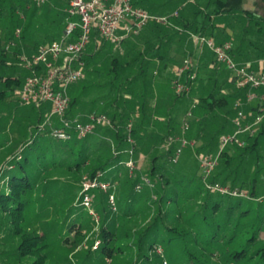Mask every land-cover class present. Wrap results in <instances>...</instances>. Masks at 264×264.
Masks as SVG:
<instances>
[{
    "label": "rangeland",
    "instance_id": "374dc122",
    "mask_svg": "<svg viewBox=\"0 0 264 264\" xmlns=\"http://www.w3.org/2000/svg\"><path fill=\"white\" fill-rule=\"evenodd\" d=\"M34 1L37 5L36 8H34L35 10L33 11L31 9V11L26 15V18L24 17L25 19L23 20L22 28H20L19 37L23 34L24 39L15 37L16 44L14 46L8 47V55L10 56V61L12 62V68L15 69V72L19 71L21 74L24 73L25 67L20 58L18 60L17 52L20 51L21 56H28V53H31V57L36 55L40 46L59 40L62 37L66 21V14L64 12L67 8L66 0ZM135 1L137 3V0H134V2ZM138 1H140V3H138L137 6L140 7V9L153 13L154 8L150 4H147L146 2L143 3L142 0ZM168 9L169 7H166L165 11L167 12ZM158 11L159 10H156V12ZM5 12L7 11L5 10ZM168 19L170 21L169 17ZM170 23H172V21H170ZM2 29L5 28L2 27ZM262 30L264 31V23L262 25ZM142 32L143 30L141 33ZM140 34L134 39L133 44H130L129 47L124 49L123 53H120L118 50L123 44L117 48L113 47V49H110L111 51L108 53L107 51L109 50V47H103V49L93 57L94 59L91 61V63L84 67L83 78L70 85L67 93L69 98L70 96H77L79 98L78 107L80 109H76V115L79 116L80 119L86 121L91 111L95 110L96 113L105 115L110 121L111 112L99 110L93 106L100 99L111 100L116 97L118 94L116 92L118 83L123 82L126 77H132L138 73V67L140 65V57L138 56L141 55L143 57V55H145V50L142 49L144 46L142 44L144 40H138ZM246 41H251V44H253L251 46L252 50L249 51V55H242V58L253 63L260 60L264 61V35L258 37L255 34H250L248 37H246ZM149 42L150 41H145L144 44H149ZM232 42L234 43V46H236L235 39ZM202 49H205V47H202ZM91 51L92 43H89L84 50V54H86V52L90 53ZM20 55L19 57H21ZM113 57H117L121 64L126 65V69L124 74H122L120 78L117 79L116 83L112 84L110 83V80H112V74L108 73V70L111 67L110 60ZM186 58L190 59L193 63L191 70H189L187 73L195 74L196 77H198L197 79L200 81L198 82L197 80V83L192 85V88L187 92V95L185 94L186 96H178V100H174V97L177 95L175 94V90L170 83V91L173 95H175L173 96V106H171V108L174 107L176 112L172 122L174 132H172L171 135H174L175 137H185L186 139L192 141L197 138V133L196 131H191V125L187 132H183L180 127L185 111L192 103L191 101L194 98L192 97L194 96V91H196L195 95L197 96H206L213 86H211V83L207 84L204 82V80H214L216 77L224 81L227 78V73L224 70H219V68L216 69L217 72L215 71V73H212L213 71H204L201 69L203 68L201 67L202 65H196L194 62L196 59L194 57L190 55H184L183 59ZM212 60L214 61V56ZM175 65L177 69L181 66L178 61ZM201 81L203 83H201ZM223 85V90H225L227 86L224 84V82ZM217 86L220 87V85L217 84L215 86L216 90L218 89ZM139 90V87H137L136 90L134 89V91ZM121 92L124 93L125 91ZM118 98L119 100L125 99L124 95L121 94L118 96ZM2 103L3 105L6 103L7 106L4 107L1 105L2 109H0V128L4 129L2 130V135L0 134V144L5 145L6 148L0 151V169L4 168L7 160H10V157L8 156L9 150L14 149L13 156L15 155L17 159L22 154V151L20 150L21 147L19 145L28 139L29 127L34 126L35 119L38 115V111L32 106H21L18 100L14 99L10 103L8 101ZM41 107H44L46 110ZM41 107L40 109L43 111L45 110L44 112L46 118L47 114L50 112V105L45 104ZM45 118L42 122H44ZM56 120V118L52 119L53 126ZM45 128L47 129L49 127L45 126ZM162 135H164V131H162L161 135H158V137H161ZM147 138L150 137L146 136L145 139ZM219 140L220 136L218 138V142ZM158 141V144L157 140L154 142L155 148H150V146L148 147L146 143L138 144L134 141L136 144L134 147V159L136 161V170L133 175L134 177L129 176L123 164H120L116 167L117 171L115 172H118L116 176L112 174L109 175L107 173L103 174L104 180H102L108 184L107 192L112 193L115 197L116 210L114 211L108 206L106 193L100 190H94L91 194V206L99 218L98 224L94 221L93 217L89 215L88 211L85 210L81 204H79L80 201L78 200L81 178L83 176L89 177L88 171L90 169L104 163L111 153L112 155H115V152H120L121 154H118L120 157L119 159L121 161L126 160V154L120 150H116V144L112 140L110 127L95 126L92 134H90L87 138L80 139V141L76 144L74 149L79 151L82 149L81 147L83 145L88 143V148L86 147L87 150L83 153L87 155L86 163L84 167L77 171L68 170V166H75L79 162V156L77 155L75 158L72 157L63 160L62 157L58 156L52 158L50 154L48 155V153L47 155H44L41 149L33 151L35 154L34 156H37L38 154L40 157L38 159L35 157L34 160L29 161L28 164H33L31 168H34L37 171L34 172L33 176L35 177L34 183L37 180L38 188L33 197H31L26 222L23 227L31 235L46 236L47 242L49 244L46 264H82L84 262L85 264L133 263L135 258L134 249L124 251L121 255H118L116 259L96 262L100 243L97 248H95V241H101L98 232L103 221L106 223V226L112 229L116 236L119 237L116 244L121 245V247L124 244L132 243L130 240L127 241L122 238L125 233H129V235L132 237V240L135 241L136 236H134V234L141 232L149 223L153 221L157 208L159 207L157 200L160 197V192H157L156 196L151 195L150 197V194H152L151 191L155 190V188L153 190H147L144 192V196H141L142 194L133 188L135 193L133 209L136 213L134 212L133 216H130L127 219H118L120 210H122V207L120 206L125 202L126 195L130 193L131 185L134 180L136 178L148 176L151 160L154 156L167 153V148L164 146L166 140L162 142H160V140ZM214 143L216 142H213L211 146H209V150H202L198 144H194L193 147H186L176 164H170L168 162V158L165 160V162H163L164 166L168 173L171 172L172 177H175V181L177 180L178 184L181 186L188 184L189 180L194 175L198 177V179L195 180V183H199L200 181V183L203 185L201 179L202 176H200L199 159L202 155L216 154L214 153ZM69 144H74V142H69ZM127 147L128 145L125 141V144H122L120 149H123L124 151L127 149ZM168 157H170V155ZM257 159L260 160V165L264 161L263 139L260 142L258 155H256V153H252L246 159H235L233 161L232 167L238 164L240 166L233 174H231V176L228 177V186H231V181L236 179L238 182L236 186L240 185L244 191L249 192L251 180L255 173L254 162ZM215 170L208 180H212L214 177H216V182L219 184L220 180L230 173L228 169H225L222 163L217 169L215 168ZM6 175V172H2L1 178H4ZM1 185L2 179H0V186ZM192 187L194 189L193 185L188 186V191H190ZM256 187H258L260 195H262L264 192L262 175L260 179H258ZM144 189L145 188H143V190ZM195 201H185L186 204L184 207H189L191 209V206L193 205V208L197 209ZM162 205V213L164 214H162L163 216L158 221L160 226L173 228L177 234H185V236L182 235L183 238L181 239L176 237L169 241L167 230L161 227L159 230L160 237L158 238V242L162 245V248H159L161 252L165 251L166 253L165 255L163 252L162 264H172L168 260V255L172 256L174 259L176 258V264H213V258H203L199 255V250L194 248V235L196 234V228L198 225L191 227V224L189 225L187 222V219L189 221V216L192 215V213L188 210H184L181 212L182 214H180V217H178L179 214L177 212L176 205L172 204V207L169 206L170 204L164 203ZM70 208L72 209V212L69 211ZM248 208H250V210L253 212L259 208V205L252 202L251 204L243 202L240 207L234 209L232 216L229 218V222L232 223V225L236 223H248L253 219L252 216L242 219L241 222L238 221L240 210H245ZM190 220L193 221L192 218H190ZM206 220V223L209 225L207 229H211V232L213 229L215 231V222H212L210 215ZM194 222L196 221L194 220ZM210 222L212 223L210 224ZM72 224H74V226L70 229L69 227ZM78 225L81 230L79 233H76L77 230L75 228ZM204 225L205 224L203 223V226ZM189 230L191 231L189 232ZM260 236L264 239V232H262ZM196 239H198V237H196ZM199 239L200 240L198 243L205 242L211 245L210 239H206L204 237H200ZM18 243V237L12 235V231L9 223L6 220V217L0 213V264L32 263V258H19L16 256V254H14V252H12L18 246ZM210 248L211 247L207 245V249L209 250Z\"/></svg>",
    "mask_w": 264,
    "mask_h": 264
},
{
    "label": "trees",
    "instance_id": "16d2710c",
    "mask_svg": "<svg viewBox=\"0 0 264 264\" xmlns=\"http://www.w3.org/2000/svg\"><path fill=\"white\" fill-rule=\"evenodd\" d=\"M218 2L219 4L215 8V11L217 12L243 13L240 10L242 0H218ZM138 3H140V1L137 0L136 3V1L134 2V0H132V4L140 9V7L137 6ZM36 6L37 5L34 0H0V109H2L1 105L4 107L7 106L6 103L3 105L2 102L8 101L10 103L14 99L17 100L15 92L23 87L25 79L30 74L27 69L24 70L23 74H21L19 71L15 72V69H13L11 65L12 62L10 61V56L8 55V47L10 46L9 43L11 42L16 44V29L22 28V23L26 18V15L31 11V9L34 11ZM5 10L7 12H5ZM248 17L249 19L242 25L241 36L238 39L239 45L235 50H232L233 56L234 52L240 48L239 46H241L242 42L246 40V36L250 35L255 27V33L261 32V23L256 21L254 22L253 16H251V14L248 15ZM178 24H180L181 31H187L197 36H203L207 38H209L211 34V28L214 26L210 20L201 22V27L199 29L197 26H193L192 23L183 25L181 23ZM150 26L152 29L158 27L164 30L168 27V24H158L156 22H151L144 29ZM2 27L5 29H2ZM136 37L131 39L134 40ZM19 38L24 39V35L22 34ZM131 39L125 40L122 44H125ZM226 41H230V39H226L223 42ZM90 43H92V51L90 53L86 52V54L83 52L82 55L85 66H88V64L91 63V61L94 59L93 57L99 53L103 47H109L107 53L110 52V49H113V47L117 48L113 43L100 39L94 33L92 34ZM248 43L250 46L253 45L251 44V41H248ZM151 46L152 44L149 43V45L144 49L145 55L150 54L152 50V48H150ZM20 54L21 52L18 51V60L20 58ZM27 55V57H31V53H28ZM138 57H140L141 63L143 58L141 55ZM110 65L111 67L108 70V73L112 74V80H110V83L113 84L116 83L117 79L120 78L122 74H124L126 65L121 64L117 57H113L110 60ZM146 74V66L144 64L139 65L137 74L132 77H126L123 82L118 83V87L116 88V92L118 94L111 100H105L107 101V105L109 107H118L120 104L119 102L121 100L123 101V99L119 100L118 98L120 94H129V96H131L133 99L132 101H134L138 95L140 98L145 96L144 87H140L139 91H134V89L136 90V88L139 87L136 84L137 81L142 79L143 76H146ZM225 84L227 86L226 89L229 91L228 93L223 94L221 92L224 89L223 84H220L221 88L217 86V90L215 89L216 84H214L213 88L206 96L201 95L197 99V107L193 111L194 117L190 121L189 129L191 125V131H196L197 138H201L203 140V145L200 146L202 150H209V146H211L213 142H216L214 143V153L217 152L219 136L222 134L231 133L233 131L231 120L235 114V109L233 107L234 101L236 99H241L244 102V91L237 90L229 82L227 83V81ZM121 91L125 92L122 93ZM175 99L178 100L179 97L175 96L174 100ZM208 99H210V101H208ZM129 102L127 103L126 108H129V110L132 111L135 105L134 103L130 104ZM78 105L79 98L77 96H70L69 106L66 112L67 119H73L77 116L76 109H78ZM32 107L38 111V115L35 119L34 126L29 127L28 139L19 145L21 147L20 150L22 151V154L17 159L15 155L13 156L14 149L9 150L8 156L10 157V160H7L4 168L0 169V179H2V185L0 186V213L6 217V220L11 228L12 235L18 237L19 239L18 246L12 252H14V254H16V256L19 258H32L33 261L31 264H46L49 247L46 236L31 235L23 227L26 222L31 197H33L38 188L37 180L34 183L35 177L33 176L36 170L31 168L33 164H28V162L34 160L35 157L36 159L40 157L38 154L37 156H34L35 154L33 151L37 149H41L44 155H47L48 153V155L50 154L52 158L58 156L62 157L63 160L66 158H75L77 155L79 156V162L75 166H68V170L77 171L84 167L86 163L87 155L83 153L87 150L88 143L83 145L81 147L82 149L76 151L74 148L80 139L75 138L74 135L70 140L65 141L53 138L50 136L49 131H40L39 128L43 119L45 118V112L40 109V107ZM248 109L249 107L246 106L245 110L247 112ZM112 111L113 112L110 114V122L113 127L110 128V130L112 140L116 144V150L123 151V149L121 150L120 147L122 144H125L127 135H131L135 143L137 141L141 143L143 137L138 132V125L140 124L141 120L135 118L133 120V126H131L129 123L131 120V111H129V113L126 111L119 112L115 108H113ZM197 116H199V118ZM60 126L61 123L56 120L54 127L59 128ZM129 127L130 131H128ZM164 127V135L161 137H156L157 144L159 143L158 140L162 142L165 141L169 136H174L171 135L173 132L171 122L166 124ZM2 130L4 129L0 128L1 135ZM244 138L246 140L245 147L239 148L233 145L228 146L225 150H223L219 157L216 169L222 163L225 169H228L230 172L226 177L220 180L221 185H228V177L239 168V164L232 167L233 161L235 159H246L252 153H256V155H258L260 142L262 139L264 140V120L259 130L253 136H245ZM69 142H74V144H69ZM135 143L134 147L136 146ZM5 148V145L0 144V151ZM171 153H173V150L169 148L167 149V153L154 156L152 158L149 174L146 177L150 179V181L154 184V187L149 189L148 187L144 186L143 188L145 189L143 190L142 188L140 191L142 194L141 196H144V192L147 190H153L155 188V190L151 191L152 194H150V197L151 195L156 196V193L160 192V197L157 200L159 207L157 208L153 221L149 223L141 232L134 234V236H136L135 241L132 240V237L129 235V233H125L122 238L127 241L130 240L132 243L124 244L122 247L121 245L116 244L119 237H117L113 230L106 226V223L103 221L98 232L101 241L96 262L116 259L117 256L121 255L124 251L134 249L135 258L132 264H162L163 252L165 253V251L160 253L157 252V248L162 246L158 242V238L160 237L159 230L161 227L167 230L169 241L176 237L181 239L183 238L182 235L185 236V234L182 233H175L173 228L160 226L158 223L160 218L163 216L162 214H164L162 213L161 206H163L162 204L165 203L170 204V207H172V204L177 206L176 209L179 214L178 217H180V214H182L181 212L184 210H188L192 213V215L189 217L192 218L193 221H191L189 218V221L187 219V222L189 225L191 224V227L198 225L196 228V234L194 235V248L199 250V255L203 258H213V264H264V239L260 236V234L264 232V204H259L244 198L225 197L218 195L215 192H210L204 188L199 180V183H195V180L198 179L196 175L192 176L188 184L181 186L178 184L177 180L175 181V177H172L171 172L168 173L163 163L166 159H170L168 156H171ZM119 158L120 157L118 155H112L111 153L104 163L99 164L88 171L89 178H94L98 173H107L109 175L112 174L116 176L118 174V172H115L117 171L116 167L121 164V160ZM169 159L168 162L174 165ZM254 166V177L251 180L250 191L247 193L250 196H259L260 191L258 190V187H256V183L264 171V161L260 165V160L257 159L254 162ZM2 172L7 173L4 178H1ZM140 181L141 178H136L132 183L130 193L126 195L125 202L120 206L122 207V210H120L118 220H124L130 216H133L135 212L133 209V203L135 202V193L133 188H135V185ZM211 181L216 182V177H214ZM231 183V188L243 190L240 185L236 186L238 183L236 179H233ZM192 185L194 186V189L192 187V189L188 191V186ZM187 200H196L195 203L197 209H194L193 205L191 206V209L189 207L185 208V201ZM243 202H247L248 204H251V202L256 203L259 205V208L253 212L250 210V208L240 210L238 221L241 222L242 219H246L249 216H252L253 219L248 223H236L232 225V223L229 222V218L232 216L234 209L240 207ZM69 211L72 212V209L70 208ZM209 215L212 218V222H215V231L213 229L212 232L211 229H207L209 225L206 223V219ZM194 220L196 222H194ZM202 222L205 224L204 226ZM212 222H210V224ZM73 226L74 224H72L69 228L71 229ZM75 229L77 230L76 233H79L81 230L79 225ZM190 231L191 230H189V232ZM196 237H198V239H196ZM200 237L210 239L211 245L205 242L198 243ZM207 245L211 247L209 250L207 249ZM168 257L170 263L176 264V258L174 259L169 255ZM82 264H85V262Z\"/></svg>",
    "mask_w": 264,
    "mask_h": 264
},
{
    "label": "built area",
    "instance_id": "2783aa9c",
    "mask_svg": "<svg viewBox=\"0 0 264 264\" xmlns=\"http://www.w3.org/2000/svg\"><path fill=\"white\" fill-rule=\"evenodd\" d=\"M66 21L62 37L59 40L41 46L36 55L32 57L21 56L25 69L30 74L25 79L23 87L15 92V96L21 106H35L49 104L50 112L44 122L41 123L40 131H49L50 136L59 140H70L74 135L83 139L92 134L95 126H108L111 122L101 113H90L86 121L79 116L73 119L66 118L69 106L68 88L70 85L83 78L85 62L83 52L91 41L92 34L100 39L120 46L125 40L138 36L141 31L151 22L168 24L169 19L165 16L150 14L132 4V0H69L65 9ZM20 29H16L15 37L18 38ZM191 39L202 49L207 48L214 56L213 66H222L229 73V83L237 90L244 91V102L236 99L233 103L235 114L231 120L233 131L220 137L216 154L202 155L199 159L200 176L203 186L210 192L232 198H244L253 202L264 204V192L259 196H250L246 191L231 188L208 180L218 165V160L228 146L243 148L246 145L245 136H253L260 128L264 120V72L254 71L249 65L235 61L232 50L233 44L226 41L217 44L213 38L197 36L191 33ZM14 46L13 42L9 43ZM193 63L190 59H183L181 66L175 71V79L172 82L177 96L187 95L192 88L195 74L187 73ZM185 95V96H186ZM197 100H193L181 121V130L187 132L193 119V111L197 107ZM253 104L250 111L245 107ZM56 118L61 126L55 128L52 119ZM48 126L49 128H45ZM130 131V127L128 128ZM127 149L122 151L126 154V160L120 163L125 166L130 177L136 170L134 159V139L127 135ZM164 146L173 150L170 162L176 164L186 147H193L194 143L185 137L169 136ZM120 152H115L118 155ZM103 174L98 173L94 178L83 176L79 192V204L98 224L99 218L91 206V194L94 190H100L107 194V202L112 210H116L115 197L107 192L108 184L103 180ZM264 185V171L262 174ZM146 186L149 189L154 184L146 176L135 185V190L140 192ZM264 188V187H263ZM100 241H95V248ZM160 253V248L157 249Z\"/></svg>",
    "mask_w": 264,
    "mask_h": 264
},
{
    "label": "crops",
    "instance_id": "0c3cea01",
    "mask_svg": "<svg viewBox=\"0 0 264 264\" xmlns=\"http://www.w3.org/2000/svg\"><path fill=\"white\" fill-rule=\"evenodd\" d=\"M66 1L68 7L69 0ZM142 2H146L154 8L153 13L146 12L169 17L170 21H172V23L169 21L168 27L164 30L158 27L152 29L150 26L144 29L138 38V40H144L142 43L144 45V48L142 47L143 50L149 45L144 44L145 41H150L149 43L152 44L150 47L152 48L150 54L143 55V61L141 63L139 61L140 65L144 64L146 66L147 74L136 83L139 88L144 87L145 96L140 98L138 95L135 100L132 101L133 99L131 96L125 94V99L120 101V104L118 103V107H109L106 103L107 101H105L106 99H100L93 107L99 110L105 109L107 112H113L112 110L115 108L119 112L126 111L129 113L131 110L126 108L127 103L129 101L130 104L134 103L135 106L130 113L131 120L129 123L133 126V120L135 118L140 119L141 122L138 125V132L143 137L141 143H146L148 147L155 148L154 142L156 141V137L164 131V126L171 122V127H173L172 122L176 112L174 107L171 108V106H173L172 102L174 95L170 91V83L172 84L175 77V71L177 69L175 64L177 61L181 64L183 56L190 55L196 59L194 62L197 66L202 65L201 67L203 68L201 69L204 71H213L212 73H215L218 68L219 70H224L227 73L226 80L222 81L216 77L214 80H204L207 84L211 83V86L214 84L220 85L223 84V82L225 84L226 81L227 83L229 82L228 79L230 75L224 67L213 66V54L207 48H199L191 39V33L181 31L180 24L178 23H181L182 25L192 23L193 26H197L199 29L201 27V22L210 20L214 26L211 28L210 36L208 35L209 38H213L216 43H222L226 39H230L231 42L235 39L236 46H234V43L232 42L233 49L235 50L239 45L238 39L241 36L242 25L249 19L248 15L251 14V16H253V21L260 22V26L262 27L264 23V0H242L240 10L243 13H224L215 11L216 6L219 4L218 0H142ZM166 7H169L167 12L165 11ZM156 10L159 11L156 12ZM255 28L251 34H255L258 37L264 35L262 29L260 33H255ZM248 36L249 35L246 37ZM133 41L134 40L131 39L123 44L122 47L120 46L118 49L119 52L123 53L126 47L133 44ZM239 47L240 48L234 52L233 57L235 61L249 65L250 69L254 71L261 70L264 72V61L260 60L253 63L242 58V55H249V51L252 50L248 41L245 40ZM197 78L198 77L195 76L194 83H197V80L198 82L200 81ZM202 81L201 83H203ZM228 92V89L222 91L223 94ZM195 93L196 91H194V96H192L194 98L192 101L195 99L197 100L198 97L201 96H197ZM208 101H210V99H208ZM252 106L253 104L247 106L249 107L248 111H250ZM78 109L80 108L78 107ZM92 111L96 112L95 110ZM197 117L199 118V116ZM146 136H149L150 138L145 139ZM192 142L199 146L203 145V140L201 138H196L195 140H192ZM137 143L140 144L139 141H137Z\"/></svg>",
    "mask_w": 264,
    "mask_h": 264
}]
</instances>
